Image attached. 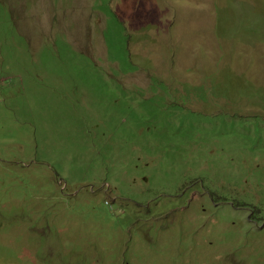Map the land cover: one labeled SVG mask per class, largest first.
<instances>
[{"label":"rangeland","instance_id":"obj_1","mask_svg":"<svg viewBox=\"0 0 264 264\" xmlns=\"http://www.w3.org/2000/svg\"><path fill=\"white\" fill-rule=\"evenodd\" d=\"M0 264H264V0H0Z\"/></svg>","mask_w":264,"mask_h":264},{"label":"clouds","instance_id":"obj_2","mask_svg":"<svg viewBox=\"0 0 264 264\" xmlns=\"http://www.w3.org/2000/svg\"><path fill=\"white\" fill-rule=\"evenodd\" d=\"M167 228H169V227H167Z\"/></svg>","mask_w":264,"mask_h":264}]
</instances>
